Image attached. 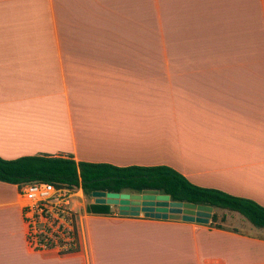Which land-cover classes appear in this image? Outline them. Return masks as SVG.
I'll use <instances>...</instances> for the list:
<instances>
[{"label":"crops","instance_id":"1","mask_svg":"<svg viewBox=\"0 0 264 264\" xmlns=\"http://www.w3.org/2000/svg\"><path fill=\"white\" fill-rule=\"evenodd\" d=\"M28 155L168 165L264 206V0H0V157ZM85 210L80 251H33L0 181V264H264L246 221Z\"/></svg>","mask_w":264,"mask_h":264},{"label":"trees","instance_id":"2","mask_svg":"<svg viewBox=\"0 0 264 264\" xmlns=\"http://www.w3.org/2000/svg\"><path fill=\"white\" fill-rule=\"evenodd\" d=\"M0 181L22 186L32 181L51 182L58 187L78 190L87 199L97 190L138 192L158 189L170 194L172 200L210 205L239 212L257 227L264 228V206L257 201L236 196L220 189L203 187L191 182L184 174L168 165L118 166L106 162L76 161L73 157L28 155L15 159L0 157ZM87 210L109 214V204L89 203ZM217 213L211 226L225 228Z\"/></svg>","mask_w":264,"mask_h":264},{"label":"built area","instance_id":"3","mask_svg":"<svg viewBox=\"0 0 264 264\" xmlns=\"http://www.w3.org/2000/svg\"><path fill=\"white\" fill-rule=\"evenodd\" d=\"M26 240L33 251L55 250L69 255L83 246L80 218L72 197L85 201L83 189L71 190L51 182L32 181L19 186Z\"/></svg>","mask_w":264,"mask_h":264},{"label":"water","instance_id":"4","mask_svg":"<svg viewBox=\"0 0 264 264\" xmlns=\"http://www.w3.org/2000/svg\"><path fill=\"white\" fill-rule=\"evenodd\" d=\"M92 196L97 204L118 206L119 214L124 216L143 214L157 219L207 224L214 210V207L210 205L172 200L170 194L161 193L158 189H145L141 193L97 190Z\"/></svg>","mask_w":264,"mask_h":264},{"label":"rangeland","instance_id":"5","mask_svg":"<svg viewBox=\"0 0 264 264\" xmlns=\"http://www.w3.org/2000/svg\"><path fill=\"white\" fill-rule=\"evenodd\" d=\"M85 197V201L79 197V196H74L71 199V203H72V207L74 210H76V212L78 213L79 216V220L80 222H83V218H81L84 214H85V206L88 207L89 203L94 202V198H92L91 200L87 199L86 196ZM111 207H116L113 205H110ZM218 213V217H219V221L221 220L222 217H228L229 221L231 224H235V225H239L240 227H245L248 228L246 226L243 225V223L246 221L248 225L255 227V229L257 230H262L261 228H258L257 226H255L254 224H252L247 218H245L242 214H240L239 212H234L231 210H227V209H218L217 212Z\"/></svg>","mask_w":264,"mask_h":264}]
</instances>
